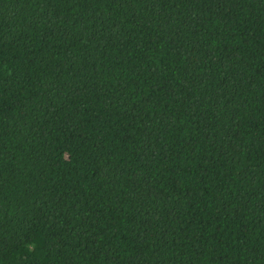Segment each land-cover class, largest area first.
<instances>
[{
  "label": "trees",
  "instance_id": "1",
  "mask_svg": "<svg viewBox=\"0 0 264 264\" xmlns=\"http://www.w3.org/2000/svg\"><path fill=\"white\" fill-rule=\"evenodd\" d=\"M0 264H264V0H0Z\"/></svg>",
  "mask_w": 264,
  "mask_h": 264
}]
</instances>
